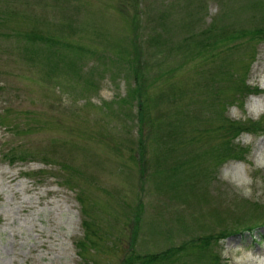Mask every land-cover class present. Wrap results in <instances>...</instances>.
Returning a JSON list of instances; mask_svg holds the SVG:
<instances>
[{
  "label": "rangeland",
  "instance_id": "rangeland-1",
  "mask_svg": "<svg viewBox=\"0 0 264 264\" xmlns=\"http://www.w3.org/2000/svg\"><path fill=\"white\" fill-rule=\"evenodd\" d=\"M259 6V0H0V264H122L131 250L169 253L165 264H223L225 239L264 250V195L245 199L221 179L241 166L264 179V168L254 166L264 155V134L234 139L233 123L256 121L230 114L233 105L243 112L250 96H264V39L253 33L264 28ZM206 35L205 43L232 35L239 41L232 52L225 45L219 55L204 54L206 46L196 54ZM128 38L151 65L160 62L156 71L166 78L145 92L151 111L164 102L155 101L158 94L182 92L153 112L179 124L181 144L170 139L172 149L163 139L169 126L139 131L133 82L119 65ZM151 38L156 50L146 47ZM55 64H75L79 74L55 75ZM244 64V91L257 88L258 95L236 92ZM227 69L234 70L232 90ZM228 142L247 150L242 159L216 153ZM160 149L171 158L157 167ZM84 217L94 230L85 241Z\"/></svg>",
  "mask_w": 264,
  "mask_h": 264
},
{
  "label": "trees",
  "instance_id": "trees-1",
  "mask_svg": "<svg viewBox=\"0 0 264 264\" xmlns=\"http://www.w3.org/2000/svg\"><path fill=\"white\" fill-rule=\"evenodd\" d=\"M259 1H260L259 8L262 7V9H261V14L258 13L257 16L260 19V22H264V0H259ZM234 33L238 34V32H234ZM248 33L249 32L239 31L238 35L248 34ZM253 33L262 36L264 39V28L257 29ZM39 37H40L39 35L34 34L32 37V41H37V38H39ZM204 39L211 40L209 35H206V37H204V38L198 39L197 41L200 43V50H199V52H196V54L200 55L201 53H203V50H205L206 46H208V50L205 51L204 54H207V53H210L211 51H214V52H217V53H215L216 55H219L220 50L218 48H222L225 45H228L226 51H228L230 49L232 52L233 51L232 48L234 47L233 43L239 41L235 35L226 36L224 40H221L220 42H217V43L215 41L214 42L209 41V42L205 43ZM134 41L135 40H132V39L129 40V38L127 39L128 46H129L127 49L131 48V45ZM146 47L148 49H152V48H155V50L157 49V45L153 41L152 38L150 40H148ZM127 49H125V52L123 53L124 59L119 65L120 66H127V68L124 70V74H125L126 78H128L129 80H132V82H133V86H129V89L131 92L130 95L133 96V99H135V101L137 100L138 109H137L136 115H137L138 122H139V128H140L139 131H145V130L150 131V129L153 128L154 124L157 127H159L160 125L169 126L168 131L166 132V133H168L167 135H169V136H164L163 139L165 141H166V139H168L166 142H164V144L166 145V143H167L169 146H171V149H172V148H174V144L172 142H169V140L173 138V142H179L181 133H183L181 130H179V124L173 123V122H166V120L163 118V116H160V115L154 116L153 112L157 108H160V110H161L163 108L165 101H167V100L168 101L170 100V103L175 102L176 99L182 94V92L176 91L174 93V95L172 96V98L171 97L169 98L168 96H165L163 94H158L155 97V101H162V98H163L164 102L159 103V104H157L155 102L153 109L151 111L149 102L145 98V92H146V90H148L147 88L149 86H151L152 84L154 85L156 82H159V81L164 83V81H166V78H162L164 72H161V70L156 71L155 66L160 65V62L155 63L156 65H151L149 62V58L145 59L140 53H138V50L141 49L140 44H133L132 49H130L131 51H129ZM214 52L209 54L208 58H206V59L207 60L213 59L214 58ZM204 56L206 57V55H204ZM238 63L239 62H236L237 66H238ZM64 64L66 65V63H64ZM240 68H241L240 69L241 72L239 73V76H240L239 83L241 82V84L239 85V83H238L235 86V89L237 87L236 92H239V93L248 92V93H253L255 95H258L260 93V91L257 88H253V89L246 88V91H244V87H247L244 84V79L246 78V74H247L248 69H245L246 64L242 65ZM54 69H55V72H54L55 75L59 71H64V72L68 71L69 73H71L75 76H78V74H79V69L76 68L75 64L71 65L70 68H67V67L65 68L64 65H62V67H60V65L55 64ZM66 69H67V71H66ZM172 71H174V69L168 70V73H172ZM232 72H234V70L231 71L229 69L227 74H226V76L230 77V80L228 82H226V87L230 90H232L234 87L233 81H231V80L235 79V77L230 75ZM149 77H150V79H147ZM167 106H169V105H167ZM233 125L237 126L236 127L237 132L234 135V139L237 138L243 132L249 133V134H264V118H262L256 122L247 121L244 123H233ZM175 131L177 132V135H173ZM180 144H181V141H180ZM138 151L142 152L143 150H138ZM214 151H217V150H214ZM246 151H247L246 149H243V148H240V147L234 145L233 142H228L225 145L221 146L219 149V152H216V153H218L219 156L223 157L222 152H225L228 155V157H232L235 159H242L244 156V152H246ZM161 153H163L164 156H161ZM169 154H171V153L167 149H160L159 151H157L154 154L156 166L159 167L163 163H167L168 160L171 158V156ZM182 155H185V154H182ZM200 157L207 158V154H205L203 152L200 154ZM143 158H144L143 154H141V155L138 154V157L136 160L138 163V168L140 167L141 176H144L143 175L144 168H143V163H142ZM177 164L184 166L186 164V161H183V162H180ZM60 167H61V170H66V168L64 166L61 165ZM177 167L178 166L173 167V170L177 171ZM176 174H174V173L171 174L169 179H173L174 175H176ZM179 174H182V173H179ZM78 201L80 202V204L82 206V211H83V206L85 205V202L81 199V197L78 199ZM82 213L85 216V209ZM224 215H225V217L229 216L230 215L229 211L224 210ZM224 220H225V218H224ZM82 225L85 228V235H84V241H85L94 235V230L92 229L91 224L86 221L85 217L83 218ZM252 229L253 228L248 227L245 230H243V232L252 231ZM237 233H240V232H237ZM237 233H233V234H237ZM132 240H134L133 237H132ZM212 240L213 239L211 237L205 238L203 240L204 241L203 244L205 246H207L209 243H211ZM181 249L182 248H180V250ZM177 251H179V250H177ZM168 257H169V253H160L158 255H153V256H138L137 254L133 253L131 250L129 252V254L124 258L122 264H165L166 263L165 261L168 259Z\"/></svg>",
  "mask_w": 264,
  "mask_h": 264
},
{
  "label": "clouds",
  "instance_id": "clouds-1",
  "mask_svg": "<svg viewBox=\"0 0 264 264\" xmlns=\"http://www.w3.org/2000/svg\"><path fill=\"white\" fill-rule=\"evenodd\" d=\"M264 91V82L259 84ZM230 114L235 119L258 121L264 116V96H250L241 112L237 105H233ZM251 141L249 137L247 142ZM257 169L264 168V155H258L254 160ZM221 179L228 183L238 195L245 199H253L264 195V179L254 178L249 174L247 166H241L233 171H224ZM220 258L223 264H264V250L255 251L251 247L233 244L226 239L221 242ZM264 249V245H261Z\"/></svg>",
  "mask_w": 264,
  "mask_h": 264
},
{
  "label": "bare ground",
  "instance_id": "bare-ground-1",
  "mask_svg": "<svg viewBox=\"0 0 264 264\" xmlns=\"http://www.w3.org/2000/svg\"><path fill=\"white\" fill-rule=\"evenodd\" d=\"M11 179L13 180V178L11 177Z\"/></svg>",
  "mask_w": 264,
  "mask_h": 264
}]
</instances>
